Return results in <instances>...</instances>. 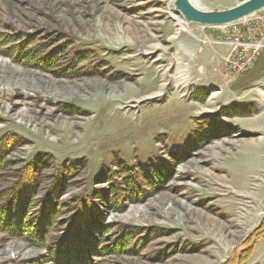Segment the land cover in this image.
<instances>
[{"label": "rangeland", "instance_id": "374dc122", "mask_svg": "<svg viewBox=\"0 0 264 264\" xmlns=\"http://www.w3.org/2000/svg\"><path fill=\"white\" fill-rule=\"evenodd\" d=\"M174 1L0 0V204L31 193L0 264H225L260 230L264 9L222 30ZM254 244L242 264H264Z\"/></svg>", "mask_w": 264, "mask_h": 264}, {"label": "trees", "instance_id": "16d2710c", "mask_svg": "<svg viewBox=\"0 0 264 264\" xmlns=\"http://www.w3.org/2000/svg\"><path fill=\"white\" fill-rule=\"evenodd\" d=\"M100 76V75H98ZM4 152V151H2ZM2 152H0V167L3 166V162H4V156L2 154ZM36 163L27 165L24 167L23 172H24V176L27 174H32V168L34 167ZM28 182V178L26 180H22L20 183H18V185L15 187V189L12 191L11 193V200L9 202H5L3 204H0V224L4 225L6 222H9V226H11L14 220L19 218V211L22 208V205L25 204V200L28 196H30V189L28 187V184H26ZM26 184V185H25ZM60 187V184L55 185L54 189L57 190V192H59L58 188ZM94 193V191L92 192ZM59 194V193H58ZM97 194H93V196H97ZM53 195H50L47 199L44 198L43 200H41V203L44 204L43 207V211L40 214L41 218H46L47 217V211H50V202L47 203L49 201V199L52 197ZM95 198V197H94ZM101 198V197H100ZM92 198H88L87 200L84 198L80 201V203L78 204V211H80V214L82 213V215L77 219L79 221V228H83L85 231V224H87V222H89L90 220V200ZM23 202V203H22ZM41 205V204H40ZM10 207V211H15L14 214L10 215L9 213H5L3 212V208L4 207ZM79 214V215H80ZM88 214V215H87ZM2 215H5V217L3 218ZM21 227H22V222H19ZM11 224V225H10ZM42 226V222L39 223L38 225V229H41ZM3 227V226H1ZM8 226H6L7 228ZM22 229L19 228L18 231ZM17 231V233H18ZM12 233V232H11ZM16 233V232H13ZM264 238V223L261 225L260 230H257L255 233H253L246 241H249L247 243L246 251L242 253L241 257L236 253L235 256L233 255V259H231L230 261L226 262L225 264H242L243 262L246 261V258H248V255L250 254V252L253 251L254 248V243L263 239ZM245 255V256H244Z\"/></svg>", "mask_w": 264, "mask_h": 264}, {"label": "water", "instance_id": "95a60500", "mask_svg": "<svg viewBox=\"0 0 264 264\" xmlns=\"http://www.w3.org/2000/svg\"><path fill=\"white\" fill-rule=\"evenodd\" d=\"M174 10L187 24L216 28L244 20L264 9V0H244L224 10H207L192 0H175Z\"/></svg>", "mask_w": 264, "mask_h": 264}, {"label": "built area", "instance_id": "2783aa9c", "mask_svg": "<svg viewBox=\"0 0 264 264\" xmlns=\"http://www.w3.org/2000/svg\"><path fill=\"white\" fill-rule=\"evenodd\" d=\"M239 23V22H236V23H232V24H229V25H226V26H222L220 28H222V30L224 28H232V27H236V24ZM242 39L241 37L238 35V34H235V37L233 38V40L230 42V49H233V50H236L238 47H243V50H246L248 49L247 47L249 46L248 43H241ZM244 41V40H243ZM259 45H261L260 48H263L264 47V44L263 43H259Z\"/></svg>", "mask_w": 264, "mask_h": 264}, {"label": "bare ground", "instance_id": "6f19581e", "mask_svg": "<svg viewBox=\"0 0 264 264\" xmlns=\"http://www.w3.org/2000/svg\"><path fill=\"white\" fill-rule=\"evenodd\" d=\"M192 2H193L195 5L197 4L198 6H199V4L201 3L200 0H192ZM175 21H176V24H177V26H178L179 29H181V28L186 29V26H185V23H186V22H185V21H184V22H185V23H184L182 20H180V19L177 18V17L175 18ZM78 89H79V90H78L79 93L82 92V90H83L82 87H79ZM161 93H162V92H161ZM157 95H161V94L157 93ZM150 97H154V96L152 95V96H150ZM105 111H106V110H105Z\"/></svg>", "mask_w": 264, "mask_h": 264}, {"label": "crops", "instance_id": "0c3cea01", "mask_svg": "<svg viewBox=\"0 0 264 264\" xmlns=\"http://www.w3.org/2000/svg\"><path fill=\"white\" fill-rule=\"evenodd\" d=\"M201 27V26H200ZM202 28H205V27H202ZM190 29V28H189ZM188 31V30H187ZM187 31H184V32H187ZM191 31V32H190ZM190 31H188L189 33L193 34V31L190 29ZM198 40H201L199 37H197Z\"/></svg>", "mask_w": 264, "mask_h": 264}]
</instances>
